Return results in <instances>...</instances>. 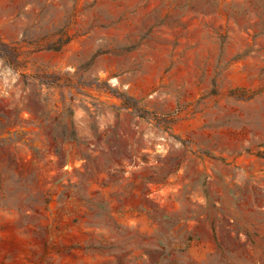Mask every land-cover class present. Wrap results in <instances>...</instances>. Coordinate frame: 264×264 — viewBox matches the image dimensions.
<instances>
[{"label": "rangeland", "instance_id": "rangeland-1", "mask_svg": "<svg viewBox=\"0 0 264 264\" xmlns=\"http://www.w3.org/2000/svg\"><path fill=\"white\" fill-rule=\"evenodd\" d=\"M0 264H264V0H0Z\"/></svg>", "mask_w": 264, "mask_h": 264}]
</instances>
